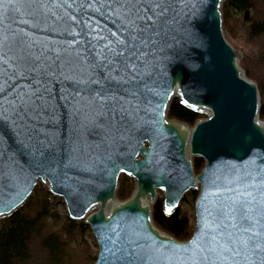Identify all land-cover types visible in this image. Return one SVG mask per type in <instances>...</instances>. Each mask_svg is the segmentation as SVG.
<instances>
[{
    "label": "water",
    "instance_id": "1",
    "mask_svg": "<svg viewBox=\"0 0 264 264\" xmlns=\"http://www.w3.org/2000/svg\"><path fill=\"white\" fill-rule=\"evenodd\" d=\"M223 2L174 0L167 42L149 54L136 95L121 93L126 112L115 119L107 113L97 117L100 130L85 134L83 145L66 135L73 124L68 115L72 105L58 97L60 127L51 130L52 145L30 144L23 134L18 140L5 138L0 145V218L23 206L41 179L52 195L63 198L71 219H85L90 226L99 248L94 264H264V250L208 251L216 207L230 195L228 188L252 185L249 190L257 197L252 222L264 231L261 95L257 81L240 64L242 52L226 38ZM83 4L56 0L43 8L78 15ZM16 7L42 15L39 4L19 0ZM83 11L88 19L91 11ZM92 20L112 28L107 17ZM9 27L17 26L6 17V34ZM40 28L28 29L29 34L47 47L71 40L52 21ZM60 87L55 84L54 90ZM63 88L76 91L67 81ZM174 98L207 117L192 126L168 119ZM193 157L204 160L198 173ZM121 173L135 180L126 198L118 194ZM190 190H197L194 230L189 238L178 239L155 222L153 210L159 191L170 215Z\"/></svg>",
    "mask_w": 264,
    "mask_h": 264
},
{
    "label": "snow or ice",
    "instance_id": "2",
    "mask_svg": "<svg viewBox=\"0 0 264 264\" xmlns=\"http://www.w3.org/2000/svg\"><path fill=\"white\" fill-rule=\"evenodd\" d=\"M17 2L0 0V145L21 134L30 144L52 145L51 130L60 127L57 97L72 105L68 115L73 124L66 135L83 145L85 134L100 130L97 117L104 119L107 113L115 119L126 112L121 93L136 95L149 54L167 42L173 26L174 0H84L79 19L74 11L55 15L43 8L56 0H22L41 5L42 15L24 12ZM84 9L91 11L88 19ZM96 15L107 17L112 28L93 21ZM6 17L17 26L9 27L8 34ZM49 21L71 40L57 48L32 39L28 29L41 31L40 24ZM65 81L76 91L67 93ZM55 84L61 87L54 90ZM251 187L227 189L230 195L216 207L209 252L264 250V231L252 222L257 197Z\"/></svg>",
    "mask_w": 264,
    "mask_h": 264
},
{
    "label": "trees",
    "instance_id": "3",
    "mask_svg": "<svg viewBox=\"0 0 264 264\" xmlns=\"http://www.w3.org/2000/svg\"><path fill=\"white\" fill-rule=\"evenodd\" d=\"M234 11H249L250 19L245 25L246 37L257 41L256 45L260 48L257 55L247 53L243 63L247 75L258 83L262 97L260 118L264 119V0L224 2V28L230 37L236 36L238 31V22L232 17ZM187 110L179 98H174L169 113L171 116L188 120L191 114ZM200 159L197 158L194 164L198 170L204 165V161ZM131 189V186L122 183L118 194L125 198ZM153 213L155 222L178 239H187L193 233L194 226L189 224L187 215L180 209L168 215L163 210L162 200H158ZM59 219L60 216L54 209V199L50 197L48 189L36 187L23 206L0 219V264H33L34 245L38 254L37 262L34 264H69L73 258L69 254L68 235L76 226L85 227V224L67 216L65 222L54 229ZM49 220H52L54 225L50 224ZM89 256L93 257L90 263L94 264L97 254Z\"/></svg>",
    "mask_w": 264,
    "mask_h": 264
},
{
    "label": "rangeland",
    "instance_id": "4",
    "mask_svg": "<svg viewBox=\"0 0 264 264\" xmlns=\"http://www.w3.org/2000/svg\"><path fill=\"white\" fill-rule=\"evenodd\" d=\"M248 15H249L248 19H245V12L234 11L232 13L233 20L238 22V31H237L236 36L230 37L224 28V33L226 35V38L229 37L227 39L228 40L230 39L229 41L237 49H239L243 54V59L240 61V64L243 66L246 75L247 73L245 70V65L243 63L245 59V55L249 52L257 55L260 50V48H258V46L256 45L257 41H254L252 39H247L248 37H246V26L245 25L248 24V20L250 19V14ZM247 77L249 76L247 75ZM260 95H261V92H260ZM261 102H262V97H261ZM202 113H205V112H202ZM260 120L262 119L260 118ZM194 158L195 157H193V159ZM119 183H120V186L122 183H125L126 185L131 186L132 187L131 191H132L134 184H135V180L131 176L121 173L119 177ZM36 187H40V188L44 187L47 189L46 185L43 182H41V180L38 181V184L36 185ZM195 192L197 193V190L188 191L184 195L182 200L180 201V205L178 208L187 215L189 224L192 226L195 225V198H196ZM130 194L131 192L129 193V195ZM50 197L54 199V209L58 212L60 219L58 220V223H56L55 225L52 223V220H49V223L54 225L53 227L54 229H57L59 226H61L65 222L66 217L67 216L69 217L68 210H67L66 204L62 197L52 195L51 193H50ZM158 198L159 200L163 199V192L161 191L158 192ZM4 217H1L0 219ZM84 220L85 219H80V220H75V221L84 222ZM68 242H69V254L73 258V260L69 264H91L90 261L92 260L93 257H90L89 254H91L92 256L98 253V249H99L98 243L88 224H85V227H81V225L76 226L74 230L72 231V233L68 235ZM35 248L36 246L34 245L33 246V258H32L33 264L37 262V258H38V254L36 253Z\"/></svg>",
    "mask_w": 264,
    "mask_h": 264
},
{
    "label": "flooded vegetation",
    "instance_id": "5",
    "mask_svg": "<svg viewBox=\"0 0 264 264\" xmlns=\"http://www.w3.org/2000/svg\"><path fill=\"white\" fill-rule=\"evenodd\" d=\"M169 108H170V106H169ZM187 109H188L187 111H189V113L191 114V116L188 118V120H185V119H182V118H179V117H175V116H171L170 113H169V109H168V115H167V117H168V119H177L179 121L185 122L189 126H192L199 118L207 117V114L202 113L201 111H198V110H195V109H192V108H189V107H187ZM262 120H264V119H262ZM197 158H199V157H195L194 158V164L197 161ZM202 160L203 159L201 158L200 161H202ZM195 170H196V172H199L200 171V170H198L196 168V165H195Z\"/></svg>",
    "mask_w": 264,
    "mask_h": 264
},
{
    "label": "bare ground",
    "instance_id": "6",
    "mask_svg": "<svg viewBox=\"0 0 264 264\" xmlns=\"http://www.w3.org/2000/svg\"><path fill=\"white\" fill-rule=\"evenodd\" d=\"M226 0H224V2H225ZM224 2H223V5H224Z\"/></svg>",
    "mask_w": 264,
    "mask_h": 264
}]
</instances>
